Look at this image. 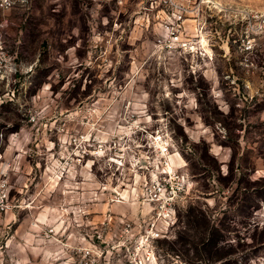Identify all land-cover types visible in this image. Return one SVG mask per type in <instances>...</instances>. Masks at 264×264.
I'll list each match as a JSON object with an SVG mask.
<instances>
[{"label":"rangeland","instance_id":"obj_1","mask_svg":"<svg viewBox=\"0 0 264 264\" xmlns=\"http://www.w3.org/2000/svg\"><path fill=\"white\" fill-rule=\"evenodd\" d=\"M263 10L0 0V264H264Z\"/></svg>","mask_w":264,"mask_h":264},{"label":"built area","instance_id":"obj_2","mask_svg":"<svg viewBox=\"0 0 264 264\" xmlns=\"http://www.w3.org/2000/svg\"><path fill=\"white\" fill-rule=\"evenodd\" d=\"M250 21L251 34H248L247 49L254 46V35L264 28V10L261 12L248 14ZM165 148L164 151H166ZM164 176L156 179L144 187V196L149 205L156 210L157 214L165 219L166 223L174 214V206L177 204L181 194L183 193L186 183L185 176L176 172L163 171ZM5 183L0 185V208L3 207V202L7 199ZM145 238L148 240L152 237H158V231H148Z\"/></svg>","mask_w":264,"mask_h":264},{"label":"bare ground","instance_id":"obj_3","mask_svg":"<svg viewBox=\"0 0 264 264\" xmlns=\"http://www.w3.org/2000/svg\"><path fill=\"white\" fill-rule=\"evenodd\" d=\"M156 143H158V144H156L157 146H159V144H160L161 146H163L162 143H160V142H156ZM159 148H161V147L159 146ZM162 148H163V147H162ZM162 148H161V149H162ZM168 169L170 170L169 167H168ZM171 170H172V169H171Z\"/></svg>","mask_w":264,"mask_h":264}]
</instances>
